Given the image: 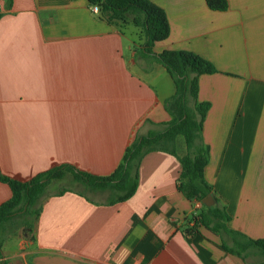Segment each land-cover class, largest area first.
<instances>
[{
  "label": "crops",
  "instance_id": "0c3cea01",
  "mask_svg": "<svg viewBox=\"0 0 264 264\" xmlns=\"http://www.w3.org/2000/svg\"><path fill=\"white\" fill-rule=\"evenodd\" d=\"M150 1L170 23L169 38L154 52H193L218 70L199 81L198 100L210 104L201 137L210 153L205 179L231 217L228 228L264 239V0H228L225 12L212 11L206 0ZM0 6L1 175L27 181L70 164L108 176L138 136L172 120L165 102L176 93L174 80L143 54L144 39L136 43L134 30L100 20L87 0ZM180 173L177 157L155 151L141 160L137 192L126 202L47 190L30 236L10 231L13 220L0 231L3 259L264 264L257 249L244 259L230 254L222 247L232 246L228 237L205 229L185 234L197 203L179 191ZM11 196L0 181V206Z\"/></svg>",
  "mask_w": 264,
  "mask_h": 264
},
{
  "label": "trees",
  "instance_id": "16d2710c",
  "mask_svg": "<svg viewBox=\"0 0 264 264\" xmlns=\"http://www.w3.org/2000/svg\"><path fill=\"white\" fill-rule=\"evenodd\" d=\"M91 6L99 8V19L110 25H133L140 28L144 43L142 52L154 58L162 65L174 80L176 93L165 102V107L172 120L162 131H150L138 136L126 149L122 162L108 176H99L77 169L70 164L55 166L30 180L20 181L0 174V181L7 184L12 192L9 200L0 206V231L20 214L40 217L42 207L39 202L47 187L53 181H62L71 175L73 181L88 190L113 191L114 198L110 204L123 203L136 194L139 184V164L144 156L155 151H165L177 157L181 164V173L177 181L179 191L192 203L201 206L186 218L184 232L187 236L201 234V229L228 237L232 246L222 243L230 254L245 258L249 249H257L264 255V239H250L231 230L227 223L231 217L225 206L220 204L214 190L205 179V168L209 163L210 153L201 143L203 125L210 104L200 103L199 81L203 75L218 73L214 64L189 51L165 50L160 54L154 52L156 43L165 41L170 36V23L165 10L150 0H87ZM10 5L12 0H6ZM212 11L225 12L229 8L228 0H206ZM182 138L186 152L178 154L177 144ZM59 191V195L67 192ZM83 195V193H81ZM214 195L216 204L207 207L202 201ZM0 264H7L3 259L0 242Z\"/></svg>",
  "mask_w": 264,
  "mask_h": 264
},
{
  "label": "rangeland",
  "instance_id": "374dc122",
  "mask_svg": "<svg viewBox=\"0 0 264 264\" xmlns=\"http://www.w3.org/2000/svg\"><path fill=\"white\" fill-rule=\"evenodd\" d=\"M118 27H122L125 30L131 29V30H134V32L136 31L135 33L133 32V34H135V39H136L135 42L136 43L138 42L137 40H140L141 38H143V34H142V31L140 28H136L133 25H127L125 27H123V25H118ZM176 148L180 154H184L186 152L185 145H184L182 138H179ZM63 189L77 190V191H81L82 193H84L87 196H90V197L96 196V198L102 197L103 199H111V198H114V196H115V192H113V191H106L103 194L92 193V191L88 190L85 186H82L78 183H75L73 181V178L71 175H67V177L62 181H53L47 187L46 191L51 190L54 193H58L60 190H63ZM11 223H13L14 226L10 227V229H9L10 231L16 232L15 230H17L18 232L20 231L22 236L23 235H29L30 236V234L32 233L31 229L35 225V218L24 216V215L20 214Z\"/></svg>",
  "mask_w": 264,
  "mask_h": 264
},
{
  "label": "water",
  "instance_id": "95a60500",
  "mask_svg": "<svg viewBox=\"0 0 264 264\" xmlns=\"http://www.w3.org/2000/svg\"><path fill=\"white\" fill-rule=\"evenodd\" d=\"M202 204H204L207 207H212L216 204V200L214 195L208 196L206 199L202 201Z\"/></svg>",
  "mask_w": 264,
  "mask_h": 264
},
{
  "label": "built area",
  "instance_id": "2783aa9c",
  "mask_svg": "<svg viewBox=\"0 0 264 264\" xmlns=\"http://www.w3.org/2000/svg\"><path fill=\"white\" fill-rule=\"evenodd\" d=\"M3 12V8L2 6H0V13ZM92 12L94 14H99V8L97 6H92ZM201 204L200 203H197V209L200 208Z\"/></svg>",
  "mask_w": 264,
  "mask_h": 264
}]
</instances>
